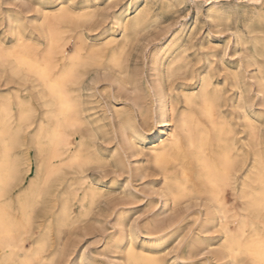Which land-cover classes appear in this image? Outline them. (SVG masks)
I'll return each mask as SVG.
<instances>
[{
  "label": "bare ground",
  "instance_id": "obj_1",
  "mask_svg": "<svg viewBox=\"0 0 264 264\" xmlns=\"http://www.w3.org/2000/svg\"><path fill=\"white\" fill-rule=\"evenodd\" d=\"M150 4L125 7L114 26L88 39L85 31L96 19L89 5L74 8L54 0L48 7L39 0L37 14L28 16L0 0V81L13 84L0 89V264H53L54 252L41 255L52 230L58 234L95 209L104 210L110 192L88 170L119 165V148L103 149L95 142L100 133L111 138L104 127L117 135L116 119L133 155L148 150L146 162L160 176V204L195 210L197 231L178 243L184 249L179 264L203 256L212 245L216 252L203 264H259L264 241L261 118L250 115L238 92L233 103L240 109L237 127L221 109L223 86L206 72L198 74L194 88L178 90V97L169 80L192 63L178 43L157 49L152 59L156 79L142 86L133 53L139 35L155 21ZM253 49L252 62L264 84V36H254ZM232 76L237 79L238 72ZM100 84L110 111L105 125L94 126L100 119H90L88 92ZM127 85L147 96L144 106L121 93ZM165 126L169 130L162 138ZM30 149L35 171L19 185L32 171ZM40 205L52 216L43 220L39 238L28 247L25 239ZM122 212L118 219L125 234L116 244L122 261L165 264L156 249L163 228L149 222L144 227L155 231L145 234ZM140 237L144 242L138 245ZM77 259L87 261L83 254Z\"/></svg>",
  "mask_w": 264,
  "mask_h": 264
},
{
  "label": "rangeland",
  "instance_id": "obj_2",
  "mask_svg": "<svg viewBox=\"0 0 264 264\" xmlns=\"http://www.w3.org/2000/svg\"><path fill=\"white\" fill-rule=\"evenodd\" d=\"M2 1L5 6L17 7L23 12L22 14L33 16L36 13L39 0ZM62 1L69 3L74 8L89 5L95 10V22L89 26V29L87 28L88 31H85V36L88 39L94 38L97 31L114 26L116 17L125 7L139 9L145 3H151L155 21L139 35V42L133 53L134 62L140 66H138V72L142 74L139 76L142 86H145L147 81L156 79L157 71L154 70L152 59L157 49L161 46L168 48L174 43L183 45V53L185 56L189 55L188 58L191 57L189 59L192 60V63L186 73L175 75L169 80V85L174 88V92L180 97V90L195 87L197 76L201 71L209 73L215 81L223 86L225 99L221 109L232 118L237 127L240 126V109L236 108L234 104L236 105L235 101L240 94L243 96V106L250 115L253 118L258 116L261 118L260 145L264 151V121L262 120L264 119V84H261L259 72L255 69L256 64L252 62L254 36H264V0L253 2L248 0ZM41 2L46 3L48 7L54 4V0H41ZM214 13H218V15L214 16ZM1 23H3L1 27L6 28L4 18ZM158 55H162V53ZM234 72H238L237 79L232 76ZM12 85L0 81V89ZM101 88L102 84L97 89H91L88 92L91 94V97L88 98V107L91 108L88 111L90 119H100L94 121V126L105 125L108 111H110V99L102 94ZM121 93L125 97L128 95L133 98L140 107L146 103L147 96L133 91L130 85H127L126 91L123 90ZM114 127L117 130V135L114 134L115 130H112L111 127H104L103 130H107L108 134L111 133L109 134V138H111H101L100 133L95 142L98 147L103 149L119 148L120 154L117 158L120 161L119 165L113 166L114 163H112L111 166L105 167L103 170L97 167L88 170L91 179L102 181V185L110 192L106 201L104 200L106 204L102 205L104 210L95 209L86 218V222L71 224L62 228L58 234L56 229H53L52 240L46 245L41 255H44L45 258L54 254L56 257L53 259V264H125L122 261V252L116 247L118 239L125 234L121 221L118 219V210H123V215H126L129 221L133 225H137L145 234L155 231L152 228L146 229L144 226L147 223L160 225L163 230L159 232L161 240L158 241L156 249L160 250L159 254L165 264H179L177 259L184 256V249H179L178 243L184 237L194 235L197 231V225L193 220L195 210L186 207V205L172 208L170 203L165 206L160 204L158 197L161 185L159 184L160 176L146 162L148 150L133 155L132 150L127 149L128 147L122 140L118 131L117 119ZM163 129L165 132L161 134L162 138L169 130L168 126ZM114 135L115 137H113ZM97 139L98 141H96ZM106 142L110 144H106ZM157 142L158 140L152 144ZM30 153L32 171L24 176L19 185L25 183L30 174H34L35 152L30 149ZM124 156L126 157L124 158ZM111 182L114 183L111 184ZM51 214V211L45 210L43 205L38 206L33 215L34 225L25 239L26 246H34L41 234L43 220L52 216ZM215 234L216 231L209 232L207 236H215ZM143 240L141 237L138 238L137 244H143ZM216 249V246L212 245L205 249L203 256L186 260L183 264H203L207 257L210 258L211 254L216 252ZM80 254L86 256V262H79L77 257Z\"/></svg>",
  "mask_w": 264,
  "mask_h": 264
},
{
  "label": "snow or ice",
  "instance_id": "obj_3",
  "mask_svg": "<svg viewBox=\"0 0 264 264\" xmlns=\"http://www.w3.org/2000/svg\"><path fill=\"white\" fill-rule=\"evenodd\" d=\"M260 208H261V211L264 212V200L261 201ZM261 248H262V251H261V257L259 260V264H264V241H262ZM253 264H256V262L253 261Z\"/></svg>",
  "mask_w": 264,
  "mask_h": 264
}]
</instances>
